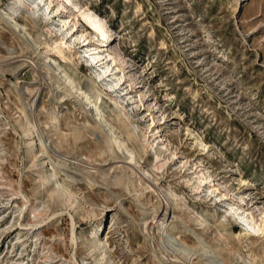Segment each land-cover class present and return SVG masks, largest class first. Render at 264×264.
<instances>
[{"label": "rangeland", "instance_id": "374dc122", "mask_svg": "<svg viewBox=\"0 0 264 264\" xmlns=\"http://www.w3.org/2000/svg\"><path fill=\"white\" fill-rule=\"evenodd\" d=\"M66 1L44 0L53 12L47 17L42 5L34 10L26 0L14 16L21 37H12L3 29L8 23L0 22V61L12 63V57L18 66L0 72V264H264V232L246 233L226 205L239 207L260 225L264 0H72L111 32L98 51L120 78L112 89L105 84L113 79L98 81L82 49L59 27L57 20L67 19L87 43L99 46ZM12 2L0 0V14ZM43 57L52 74L60 68L79 88L90 82L104 92L100 114L112 119L116 134L135 153L127 188L106 190L99 179L101 168L110 176L125 166L104 146L91 157L89 147L104 144L101 132L75 149L64 125H83L81 106L68 86L52 87L44 69V78L38 77L32 61L42 64ZM32 103L36 129L54 149L50 157H40L37 148L28 157L25 152L28 139L19 125L25 126ZM54 105L61 129L55 135L43 125ZM65 116L70 118L64 121ZM119 117L127 124L128 139ZM61 138L68 143L63 148ZM74 152L91 162L72 164ZM41 158L48 170L43 186ZM51 170H57L54 178L60 183L70 181L67 174L76 176L71 205L50 197L57 189ZM88 172L99 184L78 180ZM101 220L106 248L88 251L81 233L88 236Z\"/></svg>", "mask_w": 264, "mask_h": 264}, {"label": "bare ground", "instance_id": "6f19581e", "mask_svg": "<svg viewBox=\"0 0 264 264\" xmlns=\"http://www.w3.org/2000/svg\"><path fill=\"white\" fill-rule=\"evenodd\" d=\"M29 1L32 2L34 10H38L40 8L39 5L43 6L42 9H45V13H43V11H42L43 16L46 15L48 17L49 15L53 14L52 11H49V8H50L49 3L44 2V0H29ZM25 2H26V0H13V2L8 6V8L6 10L7 13L0 14V22L4 21L5 23H8V25L3 27V29H6L8 32H11L12 35H14L12 37H17V35L20 36L19 34H17V32H20V30H19L20 24L15 21L14 16L17 15L18 11H20L21 8H23L25 6ZM66 2L67 3L69 2V4H72V6L77 10V12H78L77 15L80 16V18L85 23V26L87 27V29L92 32L93 36L95 38H97L99 46H95V45H91V44L87 43L85 37L81 34V32L79 33L78 30L75 29V25L69 26L67 19L59 18L57 20L59 22V24H58L59 27H61L64 30V32H65L64 35H67V36L69 35L71 40H73V42L77 46H79L80 49H82L81 57H83L85 62H87V64H89V66L91 67V70H92L93 74L95 75V78L98 81H103L106 77H109V78L111 77L113 80L109 83H106L105 84L106 87L108 89H112L115 86L117 87L119 84L120 78L116 77V76H114V74H112L111 67L106 62V56L102 55L98 51L99 48L107 46L108 38H109V36H111L110 30L108 28H106L105 23L102 20H100V18L94 12L90 11L87 8H84L83 6H80L77 3L75 4L74 2H72V0H67ZM4 22H3V24H4ZM58 43H60V42H58ZM55 49L58 53L61 54V48L57 45V43H55ZM11 59H12V63H10L11 62L10 59H9L10 62H8L9 60L4 61L3 63L0 61L1 62L0 63V72L1 73L7 72V71L12 72L13 70H15L18 67L14 63L15 58L13 59L11 57ZM32 63H33L34 69H35V71H36V73L40 79L44 78L41 75L43 72L41 73V71H40L41 69H44V71H45L44 73H46L47 78L51 82L50 85L52 87H54L56 89L57 88L65 89L66 86H68V88L76 95V98H77L76 102L79 103L78 105L81 106L80 111L82 113L81 115L83 118V125L81 127L72 125L71 123H66L64 125L65 127H67V131L69 132L70 136L72 137L73 145H74L75 149H77V150L79 149L78 148L79 144H82L83 142H88V138L90 136H94L97 132H101L103 134V137H104V144H98L95 142L93 145H91L89 147L91 157L99 156L100 155V149L103 148L102 146H104V148H106V150L108 152L112 153V155H113L112 159L117 158L123 163V165H125V166H122L121 168H119V172H116L110 176H109V173H107L105 170H102V168L99 171L100 168L95 167L93 165L94 166L93 169L95 168V169H98V171H99L98 172L99 179H101V181L103 182L104 188L106 190H111V187H122V188L125 187V188H127L126 186L132 180L131 174L127 170L132 169V166H131L132 162L135 163V155H134L135 153L133 152V149L128 148V145L125 144L124 139L120 138L116 134L115 131L117 128L114 126L112 119L110 117H107V119H106L101 115L102 113L100 112V104H101L100 96H101V93L103 91L100 89H97L95 87V84L90 83V82L87 85L85 84L84 87L79 88L77 85L74 84V82L71 78V74L69 75L68 73H66L64 70H62L60 68L55 69L54 73L52 74L50 72L51 69L48 67L49 61H48L47 57H43L42 64H40L41 62L39 60L36 62L32 61ZM13 65H14V67H13ZM3 68H7V69H3ZM39 87H37V90H36V92L38 91V93L40 92ZM121 91L122 90H119V92H121ZM108 100L115 107L118 108V103L116 102L115 98L112 99V98L108 97ZM33 105H34L33 103L30 104L28 110L24 114L25 126L19 125L21 130H22L23 136L28 139L25 143V152H26L27 157H28V156H30V154H32L33 150L37 148V152L40 154V157H43L45 154L47 155V157H50L48 155L51 152H53L54 149L49 150V146L45 143V141L43 139V132H40L36 129V126H35L34 121H33V109H34ZM56 112H57V107H55V105H54L53 107H51L49 109V111L47 112V114L44 117L43 125L45 126V128H47V131L49 134L54 133V135H55V134L61 133L60 124H59V120L57 119ZM125 116L126 115L123 113V117H125ZM69 118L70 117L65 116V117H63L62 120L66 121ZM117 123H118L119 127H124V133L127 135V139L130 138L131 136L129 134V131L126 129L127 124L122 119V117H119L117 119ZM119 134L122 137L123 131H120ZM32 136H33V138L36 137V141H32ZM64 137L65 136L63 135L62 138H64ZM62 138L59 139L58 142L60 145H62V148H63L64 143H67V142L65 140L62 141ZM199 144H200V146H204L200 140H199ZM67 145H68V143H67ZM73 155H74V158H73L74 163H72V164H76V163L88 164L89 162H91L90 160L84 161V160L80 159V156L77 154V152H74ZM51 157H52V155H51ZM46 158H41V160H39L40 164H38V161H37V166H39L41 169L40 170L41 175L39 176L40 186H43L44 183L48 182V175H47L48 170L46 169L47 165H45L46 164L45 163ZM107 160H109V159H107ZM162 166H163V164L159 165V167H156V168L159 169ZM51 171H52V173L50 174V177H53V178L56 177V174H57L56 171L57 170L56 171L51 170ZM58 172H59V170H58ZM132 173L135 175V171ZM146 173H148V172H146ZM65 177L68 180H70V181L66 180L67 184L66 183H60L58 180H56L54 178L55 179L54 184H55L57 189L54 191H50V197L55 196L57 199H59V201L61 200L63 203H65V205L66 204L71 205L73 203V200L76 199L75 192L72 191V186H71L72 184L71 183H74L75 181L77 182V180H76V176H74V175L70 176L67 174V175H65ZM77 177H79L78 180H84L87 183V185H89V186L99 184L97 181L91 180V174L89 172L86 175H84L83 178L81 176H77ZM138 182H140V181L138 180ZM200 183H202V182L200 181ZM99 189H101V188H99ZM127 192H128V190H127ZM20 194L22 195V198H24L25 201L28 203V200L26 199V197L22 193H20ZM226 205L229 207L227 213L228 212L231 213L234 218H237L238 221L243 223V224L241 223V225L245 228L246 233L248 232V234L249 233L250 234H252V233L256 234L258 232H261V233L264 232V209L262 210V212L260 214L261 215L260 225L257 226L255 224V222H253L251 219H249L244 212H241V209L239 207H235L231 203H227ZM24 207H25V205H24ZM202 224H203V222H202ZM162 225H163V223L161 224V226ZM239 225H240V223H239ZM102 227H103V223L101 220L97 225H95L89 229L88 236H85L86 232L81 233V237L83 238L82 245L88 251L89 250H91L93 252L94 251H101L103 248H106V243H105L104 239H102V235H101ZM163 227H164V225L160 228L162 229ZM172 230L175 231L177 229L175 227H173ZM77 238H78L77 235L72 230V240L75 242V240ZM105 257H106V255H105Z\"/></svg>", "mask_w": 264, "mask_h": 264}]
</instances>
